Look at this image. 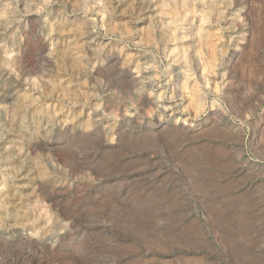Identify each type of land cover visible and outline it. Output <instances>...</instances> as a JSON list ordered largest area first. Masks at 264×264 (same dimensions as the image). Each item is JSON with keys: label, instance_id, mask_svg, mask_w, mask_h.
Wrapping results in <instances>:
<instances>
[{"label": "rangeland", "instance_id": "rangeland-1", "mask_svg": "<svg viewBox=\"0 0 264 264\" xmlns=\"http://www.w3.org/2000/svg\"><path fill=\"white\" fill-rule=\"evenodd\" d=\"M136 263L264 264V0H0V264Z\"/></svg>", "mask_w": 264, "mask_h": 264}, {"label": "bare ground", "instance_id": "bare-ground-1", "mask_svg": "<svg viewBox=\"0 0 264 264\" xmlns=\"http://www.w3.org/2000/svg\"><path fill=\"white\" fill-rule=\"evenodd\" d=\"M218 152L219 151H213L212 153L209 151V152H206V153H208V154H206L205 156H204V158H214L215 157V155L216 154H218ZM136 264H142V263H136Z\"/></svg>", "mask_w": 264, "mask_h": 264}]
</instances>
